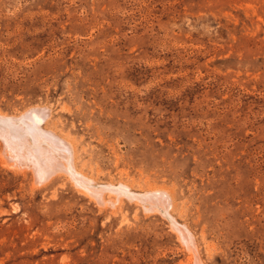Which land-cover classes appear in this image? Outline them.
I'll list each match as a JSON object with an SVG mask.
<instances>
[{
  "label": "rangeland",
  "instance_id": "obj_1",
  "mask_svg": "<svg viewBox=\"0 0 264 264\" xmlns=\"http://www.w3.org/2000/svg\"><path fill=\"white\" fill-rule=\"evenodd\" d=\"M0 117V264H264V0H0Z\"/></svg>",
  "mask_w": 264,
  "mask_h": 264
},
{
  "label": "bare ground",
  "instance_id": "obj_2",
  "mask_svg": "<svg viewBox=\"0 0 264 264\" xmlns=\"http://www.w3.org/2000/svg\"><path fill=\"white\" fill-rule=\"evenodd\" d=\"M37 109V108H36ZM35 109V112L36 113H38L39 115H40V110H36ZM39 109V108H38ZM33 110V109H32ZM31 113H33L34 114V112H31ZM30 114V113H29ZM2 115V114H1ZM32 116H34V115H32ZM31 116V117H32ZM30 117V116H29ZM37 117V116H36ZM39 117V116H38ZM1 119H3V118H1L0 117V120ZM37 119H40V118H37ZM3 122V121H2ZM0 125H2L1 124V122H0ZM33 125V124H32ZM4 131H5V133H6V138H8V136L10 137L9 139L12 141V142H14V143H17V145H19V144H23L24 146H26V148L28 149V150H31V149H29L30 148V144H28L27 142H26V140H23L22 139V137H20L19 136V132H16V130L14 129V128H11V129H9L8 128V130H6V129H3ZM1 131V130H0ZM4 131H2V132H4ZM42 132V131H41ZM52 135H50V136H46L47 138H46V140L52 145V147H50V148H48V149H46V147L44 148V147H42L43 148V150H44V154H47V155H57L58 157H57V159L58 158H63V159H69L70 158V156H71V154L70 153H68V151H70V146L72 145V144H69V145H67V144H61L59 141H57L55 138H53V137H51ZM8 139V140H9ZM63 141V140H62ZM15 147H16V145H14ZM58 146H62L63 147V149H60ZM47 147H49V145L47 146ZM33 150V149H32ZM31 150V151H32ZM38 150H39V148H38ZM24 151V150H23ZM62 152H65V154L66 153H68V154H63V155H61L60 153H62ZM29 153V152H28ZM74 154V153H73ZM35 159V158H34ZM38 159V158H37ZM56 160V159H55ZM61 160V159H60ZM69 161V160H68ZM67 161V162H68ZM50 162V161H49ZM39 163H42V164H47L48 163V160L46 159V158H40L39 159ZM35 164V163H34ZM8 166V165H7ZM82 173V172H81ZM66 176V175H65ZM69 179V178H68ZM77 185V184H76ZM152 190V189H151ZM109 195V194H108ZM112 196V195H111ZM109 197V196H108ZM116 198V197H115ZM114 201V200H113ZM153 210H155V209H153ZM182 235V234H181ZM184 238V237H183ZM179 239V238H178ZM197 259V258H196ZM191 260V259H190Z\"/></svg>",
  "mask_w": 264,
  "mask_h": 264
}]
</instances>
